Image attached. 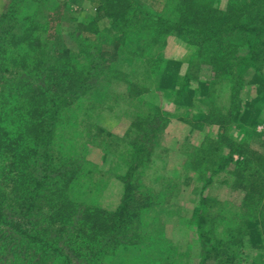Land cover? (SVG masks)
Here are the masks:
<instances>
[{"label": "rangeland", "instance_id": "1", "mask_svg": "<svg viewBox=\"0 0 264 264\" xmlns=\"http://www.w3.org/2000/svg\"><path fill=\"white\" fill-rule=\"evenodd\" d=\"M11 1L0 0V15ZM113 1L114 5L122 1L124 19L109 17L107 11L111 10L105 5L106 0L23 2L22 26L28 23L27 18L34 17L43 31L41 40L48 41V48L55 46L67 53L63 75L71 74L70 67H85L89 75L86 85L90 88L87 96H79L71 110L72 127L58 130L68 134L58 138L50 148V158L42 156L40 143L32 141L34 154L21 159L25 168L22 173L16 171V195L10 194L8 203L3 205L8 224L0 229L8 236L13 235L6 230L10 222L30 232L39 229L44 235L57 236L60 245L67 249L69 239L75 240L68 231L75 228L69 225L67 230L59 231V223L64 221L63 208L59 206L63 207V202L73 203L78 207L75 209L81 210L73 214V221L83 215L85 208L88 212L98 208L108 211L103 215L108 219V213L123 205L129 181L132 204L146 207L130 210V219L134 223L141 219L142 223L137 222L141 224L140 235L149 237L151 245L154 242L164 248L150 256L146 254V242L139 243L129 248L123 255L125 259L113 256L103 261L105 264H221L223 259L224 264H264V247H253L249 237L237 253L235 263L224 251L215 253L213 248L212 252L204 251L194 216L205 197L211 216L217 219L216 233L220 234L226 229L224 223L241 219L240 214L244 213L240 206L245 191L234 185L233 175L239 155L230 152L237 143L264 155V54L258 60L260 70L245 69L236 80L234 65L238 59L201 56L198 41L176 32L149 36L150 30L145 32L143 28L150 21L138 18L139 11L133 3L147 9L149 17L168 16L180 7L181 0ZM211 1L215 8H226L232 0ZM182 3L189 6L191 0ZM119 33L123 36L119 37ZM246 37L239 34L242 44L234 49L237 56L249 52ZM50 76L54 79L53 73ZM69 79L65 84L61 80L56 82L57 92L67 89ZM41 81L37 78L35 86ZM128 81L138 86L132 87ZM77 85L72 86L69 94ZM179 88L183 90L178 91ZM143 144L147 156L124 181L123 177L134 165L135 146L140 149ZM26 145L29 146L28 139ZM7 147L0 156L3 191L10 188L9 172L13 168L10 165L13 152ZM201 148L216 149L223 156L231 154L233 160L220 172L213 173L211 162L216 161L203 160L198 151ZM67 156L76 159V176L60 175L71 168L62 167ZM32 193L35 204L31 213L11 201V196L20 195L32 201ZM89 221L86 219V223ZM32 253L27 254L34 257ZM15 255L14 251L0 249V264H16ZM28 255L25 264L30 263ZM74 255V264L84 263L83 254L74 252Z\"/></svg>", "mask_w": 264, "mask_h": 264}, {"label": "trees", "instance_id": "2", "mask_svg": "<svg viewBox=\"0 0 264 264\" xmlns=\"http://www.w3.org/2000/svg\"><path fill=\"white\" fill-rule=\"evenodd\" d=\"M23 2L25 0H12L9 8L0 15V156L6 153L4 149L6 145H8L7 150L13 152L10 164L13 168L9 172L12 175L9 179L10 188L3 191L0 180V228L3 224H8L3 208L8 203L10 194L16 195V171L22 173L25 163H22L21 159H29L32 156L34 151L32 141L41 144L42 156L50 158V148L58 138L68 134L58 133V130L72 127L74 116L71 110L74 109L76 100L80 99L79 96H87L90 88L86 85L89 75L85 67L83 69L76 66L70 67L71 74L63 75L65 72L62 66L64 58L68 55L65 50H60L55 46L48 48V41L41 40L40 33L43 31H40L41 27L39 28L40 25L34 17L29 19L26 17L28 23L22 26ZM113 2V0H106L105 5L111 10H108L107 14L111 18L124 19L126 15L122 11V1L115 2V5L112 4ZM211 2V0H191L189 6L186 3L185 6L181 0L180 7L169 12L168 16L151 15V17L147 15L149 11L142 5L133 3L137 13L139 11L138 18L149 19V24H152L151 27L147 24L143 28L145 32H148L147 29L150 30L149 36L157 35L158 37L166 32H176L181 36H190L193 41H198L201 53L198 54L201 56L211 55L220 60L238 59L234 65L237 70L236 80L241 77L245 69L260 70L258 60L264 54V0H250L249 2L232 0L226 8H215ZM128 20L125 19L126 22ZM44 31L46 32V29ZM239 34L247 36L246 45H249V52L246 55L237 56L234 52V49L242 44ZM118 36L123 35L119 33ZM50 73H53L54 79ZM83 74H85L84 79ZM39 77L42 81L36 87L34 82ZM68 79L70 83L67 89L57 92L56 82L61 80L65 84ZM128 82L132 87L138 86V83ZM236 82L239 83V81ZM76 84L78 87L69 94L72 86ZM185 87L187 86H183ZM183 88H179L178 91H182ZM74 114L78 115V111H74ZM27 139L29 146L26 145ZM137 146L134 152V165L123 177L124 181H127L130 173L135 172L139 164L143 162V158L147 156L146 152L143 153L145 145H140L142 146L140 149ZM59 150L62 158V147H59ZM198 151L202 153L203 160L215 159L216 163L211 162L213 173L220 172L228 161L233 160L231 154L223 156L216 149L201 148ZM234 152L239 155L233 171L234 185L245 191L244 200L240 206L244 210V213L240 214L241 219H233L224 223L226 229L217 234L215 228L217 219L211 216L205 197L201 199L194 211L199 234L202 237V249L210 252V248H213L216 249L215 253L224 251L233 263L247 237L253 247H264V155L237 143L233 144L230 153ZM62 162V167L70 168L71 166V168L66 172H61L60 175L65 176L72 173L76 176L78 166L75 157L67 156ZM38 183L40 184L41 181L39 180ZM131 184L129 181L126 184L123 205L115 212L108 213V219L103 216L108 211L98 208L88 212V208H85L83 215L73 221V214L80 213L81 210L75 209L78 207L73 203L63 202V207L59 206L63 208L61 213L64 214L62 216L64 221L59 223L61 227L59 231L67 230L69 225L75 228L68 231L75 240L69 239L67 249L66 246L60 245L61 239L57 236L44 235L39 229L30 232L14 222H10V228L6 229L13 235L8 236L0 229V244L5 240V243L0 245V249L14 251L16 264H25L27 253L31 251H34L32 254L35 256L31 257L29 254L31 259L27 264L42 262L74 264L72 260V254L75 256L74 252L83 254L84 257L81 260L83 264H105L103 261L106 262L113 256L125 259L123 255L130 251L129 248L145 242L146 254L150 256L157 254V250L163 251L164 245L148 243L149 237L140 235L141 224L137 222L142 223L141 219H137L136 223L130 219V210H135L136 207H139L137 209L146 208L138 206L139 204H132ZM31 197L32 201L26 199L24 195L17 198L11 196V201L15 202L16 207L24 212L31 213L32 204H35L33 193ZM88 218L90 219L89 224L86 223ZM223 222L224 219H221V223ZM74 231L75 235L72 236ZM166 243L168 244L167 240ZM223 260L221 264H224Z\"/></svg>", "mask_w": 264, "mask_h": 264}]
</instances>
